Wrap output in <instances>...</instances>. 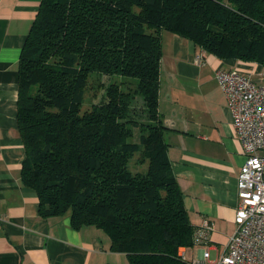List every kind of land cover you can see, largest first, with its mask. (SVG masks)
I'll list each match as a JSON object with an SVG mask.
<instances>
[{
    "label": "trees",
    "instance_id": "1",
    "mask_svg": "<svg viewBox=\"0 0 264 264\" xmlns=\"http://www.w3.org/2000/svg\"><path fill=\"white\" fill-rule=\"evenodd\" d=\"M164 31L264 67V0H42L19 64L24 185L42 217L103 231L127 264H192L159 111ZM135 156L146 171L130 169Z\"/></svg>",
    "mask_w": 264,
    "mask_h": 264
},
{
    "label": "crops",
    "instance_id": "2",
    "mask_svg": "<svg viewBox=\"0 0 264 264\" xmlns=\"http://www.w3.org/2000/svg\"><path fill=\"white\" fill-rule=\"evenodd\" d=\"M41 2L0 0V264L128 262L126 254L111 250L103 231L75 230L70 215L42 217L37 192L22 181L19 64ZM161 36L159 111L169 129L168 157L194 230L206 221L212 226L208 242L182 247L180 254L195 264L208 251L209 260L216 261L237 228V180L246 160L216 71L239 69L263 84L264 67L220 58L177 33Z\"/></svg>",
    "mask_w": 264,
    "mask_h": 264
},
{
    "label": "built area",
    "instance_id": "3",
    "mask_svg": "<svg viewBox=\"0 0 264 264\" xmlns=\"http://www.w3.org/2000/svg\"><path fill=\"white\" fill-rule=\"evenodd\" d=\"M202 62V57H198ZM216 79L232 112L245 163L237 180L236 231L216 261L209 252L195 264H264V83H256L239 69L216 71ZM208 221L195 230L193 243L209 241Z\"/></svg>",
    "mask_w": 264,
    "mask_h": 264
},
{
    "label": "rangeland",
    "instance_id": "4",
    "mask_svg": "<svg viewBox=\"0 0 264 264\" xmlns=\"http://www.w3.org/2000/svg\"><path fill=\"white\" fill-rule=\"evenodd\" d=\"M92 78H98L99 79V82L101 81L102 83H105L106 84V87L109 85V83L112 81V80H114V81H116V80H119V78L118 77H114V78H111V77H108V76H104V75H99V74H94L93 76H92ZM91 78V79H92ZM104 94V95H103ZM105 96V90H103V92L102 93H100V95H99V97H98V99L95 101V103H100L101 102V100H103V96ZM102 97V98H101ZM90 102L89 101H86L85 103H84V110H88L90 107ZM135 133H136V140H138V138H139V131L138 130H135ZM136 158H134V160L133 161H131V163H130V169L133 171V172H136V171H138V170H145V169H147V165H144V166H140V165H137V163H136V159H137V157L138 156H135ZM146 171V170H145ZM126 260V259H125ZM123 261V262H113V264H127V260L126 261Z\"/></svg>",
    "mask_w": 264,
    "mask_h": 264
}]
</instances>
